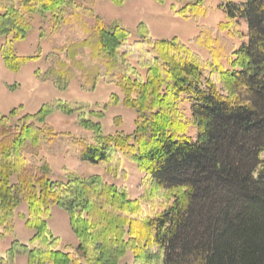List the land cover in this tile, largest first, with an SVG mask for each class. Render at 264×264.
Masks as SVG:
<instances>
[{
  "label": "trees",
  "instance_id": "obj_1",
  "mask_svg": "<svg viewBox=\"0 0 264 264\" xmlns=\"http://www.w3.org/2000/svg\"><path fill=\"white\" fill-rule=\"evenodd\" d=\"M185 1L179 17L209 15L205 0ZM75 6L72 0H0L4 66L17 72L30 59L15 56L13 43L26 38L35 14L58 23ZM220 9L225 22L201 27L190 40L207 50L209 61L176 38L154 39L141 25L133 35L71 14L66 24L74 20L83 37L58 48L65 60L57 57L45 75L59 90L77 76L82 90L99 81L114 85L136 114L135 130L104 136L83 117V107L60 100L13 125L14 111L0 113V240L21 203L34 231L28 244L16 240L0 252V264L19 255L28 264H121L129 252L131 264H264V0ZM242 19L245 34L236 28ZM59 111L79 113L93 142L49 126L46 119ZM60 152L115 178L123 177L127 159L144 173V193L133 199L99 176L54 180L41 155ZM53 207L67 213L77 240L69 252L48 229Z\"/></svg>",
  "mask_w": 264,
  "mask_h": 264
},
{
  "label": "rangeland",
  "instance_id": "obj_2",
  "mask_svg": "<svg viewBox=\"0 0 264 264\" xmlns=\"http://www.w3.org/2000/svg\"><path fill=\"white\" fill-rule=\"evenodd\" d=\"M71 1V0H70ZM76 6L66 8L62 12V19L55 23L50 14H35L32 18L31 28L23 41L13 43L14 54L17 57L30 58L17 72H12L4 66L0 54V113L8 116L12 111V125L28 114H35L43 105L53 104L57 101L81 106L83 117L99 124L102 134L130 135L135 130L136 114L133 110L123 106V94L114 85L99 81L93 89L82 90L79 77L73 81L66 90L55 88L54 81L45 74L58 57L65 60V52L57 49L67 45L68 42H77L83 37L78 26L67 25L70 16L78 15L83 23L92 25L100 19L106 26H121L137 34V27L143 26L149 35L156 40H171L176 38L180 42L190 45L204 60H210L207 50H202L190 44L196 37L201 27L216 28L225 22V14L220 6L228 2L242 3L246 0H205L210 7L208 16L198 21L179 17L177 11L186 5L185 0H124L121 6L116 7L112 0H72ZM75 13V14H73ZM236 28L245 34L246 22L237 20ZM226 33L224 34V36ZM233 42L240 44L237 39ZM3 43L0 40V46ZM187 107V106H186ZM91 112L102 113V118L97 120ZM186 115L189 117L188 107ZM79 113L72 115L56 112L46 119L56 132H68L73 137H79L93 142V133L83 128L80 123ZM189 134L194 137V130ZM50 165L54 180L66 179L67 174L79 175L83 178L92 176L101 177L104 182L114 184L121 189L125 188L129 197L136 199L144 193V173L127 159H123V177H112L106 174L99 166H91L79 161L77 158L60 152L56 155L42 154ZM264 158V156H263ZM28 206L21 203L15 211L10 234L0 240V252L5 253L13 241L28 244L34 231L26 227ZM48 229L60 241V249L69 252L76 245L77 240L72 234L67 213L58 207H53L47 218ZM132 254L129 252L121 264H131ZM13 264H28L26 255H19Z\"/></svg>",
  "mask_w": 264,
  "mask_h": 264
}]
</instances>
